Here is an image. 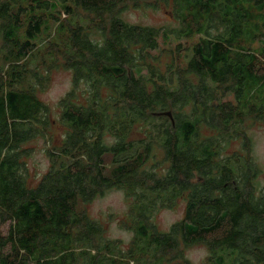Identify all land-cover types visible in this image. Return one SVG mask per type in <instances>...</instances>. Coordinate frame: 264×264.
<instances>
[{
	"label": "trees",
	"instance_id": "16d2710c",
	"mask_svg": "<svg viewBox=\"0 0 264 264\" xmlns=\"http://www.w3.org/2000/svg\"><path fill=\"white\" fill-rule=\"evenodd\" d=\"M142 8L178 25L124 20ZM161 40L178 42L172 64L153 54ZM0 43V264H194L197 245L201 264H264L247 133L264 125V0H0ZM59 68L72 88L54 117L38 93ZM40 139L49 167L33 173ZM111 189L130 201L128 244L86 208ZM180 203L161 231L158 213Z\"/></svg>",
	"mask_w": 264,
	"mask_h": 264
},
{
	"label": "rangeland",
	"instance_id": "374dc122",
	"mask_svg": "<svg viewBox=\"0 0 264 264\" xmlns=\"http://www.w3.org/2000/svg\"><path fill=\"white\" fill-rule=\"evenodd\" d=\"M65 18V16H63ZM123 18L130 24H137L143 26L154 27H172L178 25V22L173 20V16L169 9H130L123 13ZM198 41L197 38L191 41L182 42V55L188 53V47L194 45ZM1 45V43H0ZM178 42H172L168 44L166 41L160 43V48L153 54L158 56L164 63L172 64L173 59L178 53ZM190 53V51H189ZM179 58V57H178ZM175 60V59H174ZM176 60V64H182ZM185 62L182 64L184 65ZM34 66V65H33ZM43 70V69H42ZM72 88V74L69 70L64 68L55 69L51 75V82L48 87L38 93L39 98L50 104L55 108L54 117H59V110L56 108L59 101L71 90ZM55 137H61L64 133L62 128H53ZM249 137L252 140V154L254 161L262 169V174L257 179L258 189L264 190V125L261 123H255L247 130ZM32 148L33 154L29 158V166L33 173L37 168L42 171H46L49 167V159L44 154V150L47 148V144L43 139L36 140L29 144ZM242 148V141L237 140L229 148L228 153L232 154L233 151L240 150ZM111 156L106 158V169L108 171L112 168ZM130 201H127L124 192L118 189H111L105 193V195L96 198L92 203L87 205V211L90 217L102 223L107 227V238L122 240L124 244H128L132 238V234L121 228L120 220L125 218L128 213ZM185 212V203H180L174 209H163L155 218V223L161 231H169L170 227L180 221ZM7 232V229H5ZM186 257L190 259L194 264L203 263L209 255L207 248L203 245H197L189 248L186 251Z\"/></svg>",
	"mask_w": 264,
	"mask_h": 264
},
{
	"label": "water",
	"instance_id": "95a60500",
	"mask_svg": "<svg viewBox=\"0 0 264 264\" xmlns=\"http://www.w3.org/2000/svg\"><path fill=\"white\" fill-rule=\"evenodd\" d=\"M168 115H171V113H167Z\"/></svg>",
	"mask_w": 264,
	"mask_h": 264
}]
</instances>
